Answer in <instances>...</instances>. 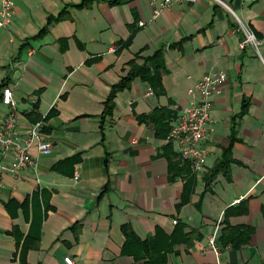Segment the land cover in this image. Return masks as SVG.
<instances>
[{
    "label": "crops",
    "instance_id": "crops-1",
    "mask_svg": "<svg viewBox=\"0 0 264 264\" xmlns=\"http://www.w3.org/2000/svg\"><path fill=\"white\" fill-rule=\"evenodd\" d=\"M14 1V17L0 29V129L11 111L2 103L1 85L7 80L21 137L35 125L27 114L35 111L44 119L56 113L40 121L42 138L28 150L34 167L11 174L3 167L12 164L13 154L0 153V264H19L10 233L17 226L25 237L32 217L30 207L27 221L20 208L6 205L22 204L37 190L41 206L50 210L41 222L40 247L29 250L27 264H65L66 258L73 264H134L132 256L122 254L121 226L130 223L144 241L158 227L171 235L174 220L195 230L201 240L189 250L176 246L178 253L170 254L167 264H264V0H220L261 41L260 56L251 47H240L243 35L232 16L211 0L166 7L157 18H152L154 6L148 0H120L115 6L94 2L78 10L68 5L81 0ZM160 3L156 0V6ZM65 7L71 18L52 23L38 37L47 18ZM130 28L137 34L117 53L116 44L128 39ZM144 48L143 57L164 51L166 94L156 97L146 82L135 79L117 94L111 117L102 119L111 86ZM210 73L227 79L212 102L213 131L204 144L208 162L196 174L189 161L194 193L178 210L184 181L170 182L168 162L161 156L169 141L156 137L153 127L136 117L169 108L176 113L172 126L197 101L190 88ZM245 100L249 108L240 115ZM232 132V157L238 163L230 166V179L219 174L205 192L203 178L221 158ZM41 142L50 146L39 150ZM244 201L247 213L230 216L229 224L252 227L250 241L241 249L215 253L208 247L215 225L220 223L221 246L225 211L241 210ZM77 223L82 228L78 239L71 229Z\"/></svg>",
    "mask_w": 264,
    "mask_h": 264
},
{
    "label": "trees",
    "instance_id": "trees-1",
    "mask_svg": "<svg viewBox=\"0 0 264 264\" xmlns=\"http://www.w3.org/2000/svg\"><path fill=\"white\" fill-rule=\"evenodd\" d=\"M94 2H104L111 6L120 5L122 3L120 0H81L78 4H71L68 5V7L76 10L89 9L92 7ZM70 18L71 15L67 7H65L64 10L56 16L50 15L47 18L46 26L40 30L37 36L42 37L46 34L52 23L61 22ZM136 31V29L130 28L131 34L128 39L116 44L117 53L131 45V42L137 34ZM179 45L175 46L179 47ZM144 51L145 48L134 55L133 59L130 60L124 68V76L118 83L111 86L109 91L110 94L103 102L104 112L101 116L102 119L111 117L115 109V98L117 94L129 89L135 79L140 78L142 81L146 82L156 97L166 94L162 85L163 75L167 73L163 49L155 51L150 57H143L141 54ZM139 60H141L142 63H139ZM91 62L92 61L89 60L86 64H90ZM8 82L9 81L7 80L6 83H3L1 88H5ZM243 102L244 104L242 105L240 115L245 114L249 108L248 100ZM34 109L36 111L38 110L37 105H34ZM54 113H56L55 110L51 111L44 119H42V117L37 115L34 111L27 114L26 117L30 122L38 124L42 120L49 119ZM175 117L176 113L173 110L164 107H157L150 114L141 115L140 117L137 116L136 119L139 123H145L152 126L156 137L168 140L170 134L169 131L171 129L170 122L172 118ZM234 142L235 133L232 132L227 147L222 150L221 158L216 161L213 167L208 170L203 178L205 192L211 191V186L219 174H223L227 179L231 178L230 166L233 163H238L232 157ZM161 156H163L168 162L170 182L175 181L177 178H181L184 181L181 201L177 206V209L181 210V208L190 201V197L192 193H194L195 182L194 175L191 170V164L189 161H182L180 156L174 152V147L172 146L171 141H169L164 147ZM63 164L64 162H61L57 164L55 168L59 169V167ZM41 203L42 195L40 191L37 190L33 192L31 196H28L22 204L14 203L13 201L6 205V207L11 205L15 206L16 209L20 208L27 221L29 220V207L30 210H32L28 234L23 237L17 226H14L12 233H10L11 236L16 239L17 252L15 257L19 264H27L26 259L29 250H37L40 247L41 222L50 210V206L46 204V206L43 207L41 206ZM241 207V210L229 208L224 213L225 227L221 231L222 235L220 237L221 247L223 248L230 247L237 250L241 249L250 241L254 233V229L250 226H231L229 224L230 216L247 213L248 203L244 201ZM71 229L74 232V237L78 239L82 230L81 225L77 223L73 225ZM121 232L125 237V242L121 248L122 254L129 257L132 256L134 264H167L168 256L173 253H178L175 250L176 246L183 245L187 250H189L193 246L194 242L201 240V235L199 233L192 229L186 230L185 225L180 222L175 225L171 235L165 234L163 230L158 227L155 229L154 235L149 236L147 239H144V241L136 235L130 223L122 225Z\"/></svg>",
    "mask_w": 264,
    "mask_h": 264
},
{
    "label": "built area",
    "instance_id": "built-area-1",
    "mask_svg": "<svg viewBox=\"0 0 264 264\" xmlns=\"http://www.w3.org/2000/svg\"><path fill=\"white\" fill-rule=\"evenodd\" d=\"M154 6L152 18H157L166 7L185 4L192 5L197 0H161V5L156 6V0H148ZM223 6L232 16L236 30L241 32L243 39L240 47L245 49L251 47L260 56L261 41L256 37L253 30L242 21L228 3L220 0H211ZM14 0H0V29H6L11 19L14 17ZM144 23L141 22L140 26ZM227 79V75L223 73H210L198 79L193 87L188 91L189 95L197 99L190 107L184 109L178 116L169 131L168 140L171 141L182 160H188L193 164V170L199 174L207 164V149L204 144L209 139L213 131L214 120L211 117L213 99L222 92L221 85ZM2 103L11 111L3 119L2 128L0 129V153L6 152L13 154V162L3 169L9 173H18L26 169V167H34L35 160L30 156L28 150L33 146L34 142H40L42 135V123L33 125L25 137H21L18 132V124L16 118V101L12 95L10 88H3L1 91ZM33 104L36 99H32ZM50 145L41 142L38 149H47ZM78 179L77 173L74 176ZM174 224L178 221L174 220ZM220 223L215 225L212 235L208 238V247L217 254H221L223 247L218 243ZM65 264H73L71 258L65 259Z\"/></svg>",
    "mask_w": 264,
    "mask_h": 264
}]
</instances>
